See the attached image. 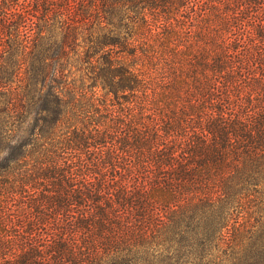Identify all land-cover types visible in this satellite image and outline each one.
<instances>
[{"label":"trees","instance_id":"16d2710c","mask_svg":"<svg viewBox=\"0 0 264 264\" xmlns=\"http://www.w3.org/2000/svg\"><path fill=\"white\" fill-rule=\"evenodd\" d=\"M0 264H264V0H0Z\"/></svg>","mask_w":264,"mask_h":264}]
</instances>
